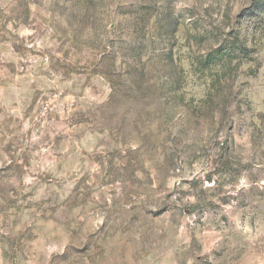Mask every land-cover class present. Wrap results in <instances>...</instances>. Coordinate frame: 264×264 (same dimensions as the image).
I'll return each instance as SVG.
<instances>
[{"label":"rangeland","instance_id":"1","mask_svg":"<svg viewBox=\"0 0 264 264\" xmlns=\"http://www.w3.org/2000/svg\"><path fill=\"white\" fill-rule=\"evenodd\" d=\"M0 264H264V0H0Z\"/></svg>","mask_w":264,"mask_h":264}]
</instances>
